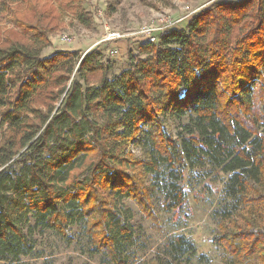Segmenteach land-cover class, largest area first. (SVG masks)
Here are the masks:
<instances>
[{"label":"trees","instance_id":"16d2710c","mask_svg":"<svg viewBox=\"0 0 264 264\" xmlns=\"http://www.w3.org/2000/svg\"><path fill=\"white\" fill-rule=\"evenodd\" d=\"M55 1L0 0L20 29L0 40V263L32 255L27 230L71 244L77 225L108 264L138 261L126 202L162 229L156 196L181 211L187 171L210 168L221 263L264 264V0L214 2L113 78L98 50L43 57L65 14L94 26L85 0ZM169 119L188 120L177 138ZM205 258L182 234L139 264Z\"/></svg>","mask_w":264,"mask_h":264},{"label":"rangeland","instance_id":"374dc122","mask_svg":"<svg viewBox=\"0 0 264 264\" xmlns=\"http://www.w3.org/2000/svg\"><path fill=\"white\" fill-rule=\"evenodd\" d=\"M38 1L41 6L50 3V0ZM216 1L240 2L242 0H85L86 11L93 14V28H85L74 16L65 14L61 33L50 37L51 46L45 49L42 55L46 58L62 50L78 51L83 57L100 38L101 20H104L111 29L130 34L127 40L124 39L119 44L120 53L116 57L110 56L106 47L96 48L102 53L104 61L114 64V69L110 73V77L113 78L129 68L131 56L142 57L140 47L146 43L140 40L133 41L131 38L142 26L167 18L181 21L176 25L175 30H187L188 23L194 16ZM22 2L23 0H18L15 3ZM54 4L58 7L55 0ZM11 11L0 17V40L6 39V32L20 30L12 19ZM63 36L69 38L67 44L62 42ZM187 123V119L182 121L169 119L165 128L169 135L177 138ZM136 153L140 155L139 151ZM226 179L227 176L211 172L210 168L205 171L198 168L187 171L186 203L181 211L166 212L162 206L161 196L157 195L155 198L157 210L162 217V229L156 228L133 202L127 201L126 207L132 209L134 213L133 224L136 227L138 239L135 253L138 261L133 258L131 264H139L158 255L163 256L168 241L182 234L194 241L198 256L206 257L186 264H222V252L213 245L212 238L217 230L215 211L223 202V182ZM26 232L34 245L32 255L24 257L18 263L2 262L0 264H108L103 256L89 251V240L84 234L82 225L73 227L71 244L54 231L27 230Z\"/></svg>","mask_w":264,"mask_h":264},{"label":"built area","instance_id":"2783aa9c","mask_svg":"<svg viewBox=\"0 0 264 264\" xmlns=\"http://www.w3.org/2000/svg\"><path fill=\"white\" fill-rule=\"evenodd\" d=\"M101 15V14H100ZM181 21H173L167 18H161L159 21L152 24H147L141 27L134 35L131 36L133 41H142L149 44H158L161 39L175 30L176 25ZM102 34L100 38L91 46V48L83 55L85 56L92 50L98 47H106L110 56H118L120 53L119 44L124 39L127 40L130 34H123L119 31L111 29L106 21L101 20ZM62 42L67 44L69 38L63 36Z\"/></svg>","mask_w":264,"mask_h":264},{"label":"crops","instance_id":"0c3cea01","mask_svg":"<svg viewBox=\"0 0 264 264\" xmlns=\"http://www.w3.org/2000/svg\"><path fill=\"white\" fill-rule=\"evenodd\" d=\"M60 51H62V50H60Z\"/></svg>","mask_w":264,"mask_h":264}]
</instances>
